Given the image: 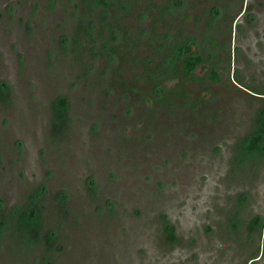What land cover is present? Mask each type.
Wrapping results in <instances>:
<instances>
[{"label":"rangeland","instance_id":"rangeland-1","mask_svg":"<svg viewBox=\"0 0 264 264\" xmlns=\"http://www.w3.org/2000/svg\"><path fill=\"white\" fill-rule=\"evenodd\" d=\"M263 120L264 0H0V264H264Z\"/></svg>","mask_w":264,"mask_h":264},{"label":"trees","instance_id":"trees-1","mask_svg":"<svg viewBox=\"0 0 264 264\" xmlns=\"http://www.w3.org/2000/svg\"><path fill=\"white\" fill-rule=\"evenodd\" d=\"M177 53L178 54H182V49L178 48L177 49ZM203 58L199 55L197 56H183V58L181 59V64H182V71L184 73V76L188 79H191V73L192 71L200 64V62H202ZM212 80H219V74L218 72L213 69L211 70V77ZM58 105V113H57V117L60 119H62V116L65 113V109H66V103H65V99H60L57 103ZM264 122V120H263ZM264 131V130H263ZM260 140H261V135L257 134L254 135L248 143V150L252 151L255 149H259L261 147H259L260 145ZM35 214L33 212V210L30 208H28L27 211V216L23 218V220L25 219L27 222L33 220L35 218ZM36 219V218H35ZM164 234H165V238L168 241H173L175 240V235H174V227L169 224L168 222L165 223L164 225Z\"/></svg>","mask_w":264,"mask_h":264}]
</instances>
